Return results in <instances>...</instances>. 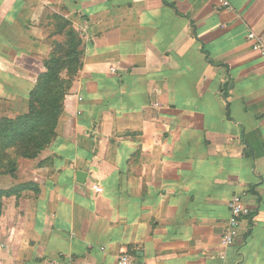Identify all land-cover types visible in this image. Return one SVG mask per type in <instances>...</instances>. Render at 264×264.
<instances>
[{"label": "crops", "instance_id": "obj_1", "mask_svg": "<svg viewBox=\"0 0 264 264\" xmlns=\"http://www.w3.org/2000/svg\"><path fill=\"white\" fill-rule=\"evenodd\" d=\"M227 1L0 0V120L27 113L55 17L81 51L53 140L0 175L38 189L1 199L0 264H264V58L247 40L264 44V0ZM237 194L251 214L225 247Z\"/></svg>", "mask_w": 264, "mask_h": 264}, {"label": "trees", "instance_id": "obj_2", "mask_svg": "<svg viewBox=\"0 0 264 264\" xmlns=\"http://www.w3.org/2000/svg\"><path fill=\"white\" fill-rule=\"evenodd\" d=\"M55 30L52 35H64V43L55 42L53 51L45 62V73L36 83L29 95L28 111L15 118L0 120V150L5 154L0 157V175H13L18 159L32 160L38 157L55 136V128L62 114L63 99L67 94L81 66L80 39L72 30L68 21L55 17ZM67 62L74 64L75 76L68 87L64 88L60 80ZM37 186L29 183L8 191H0L2 198L18 196L22 191L37 192ZM1 213V203H0Z\"/></svg>", "mask_w": 264, "mask_h": 264}, {"label": "built area", "instance_id": "obj_3", "mask_svg": "<svg viewBox=\"0 0 264 264\" xmlns=\"http://www.w3.org/2000/svg\"><path fill=\"white\" fill-rule=\"evenodd\" d=\"M220 5L225 10H231V6L227 0H219ZM247 40L251 44L252 52L258 54L259 56L264 58V44L256 36L254 33H250L247 36ZM111 72H115L114 68H110ZM81 101V98H78ZM97 193H101L102 190L100 188H94ZM228 210H229V219L227 221L226 227L223 231L221 238L222 246H230L232 245L240 236V228L241 224L245 222V220L250 216L251 211L247 207L244 201V195L237 194L232 196V198L228 202ZM115 264H138L134 262V260L126 253L121 252L117 257Z\"/></svg>", "mask_w": 264, "mask_h": 264}, {"label": "rangeland", "instance_id": "obj_4", "mask_svg": "<svg viewBox=\"0 0 264 264\" xmlns=\"http://www.w3.org/2000/svg\"><path fill=\"white\" fill-rule=\"evenodd\" d=\"M52 33H53V31H51ZM51 33V34H52ZM56 35H53V36H51V37H54V38H50L49 39V45H50V48H51V52L53 51V46H54V43L55 42H58V43H64L65 41H66V38H65V36L64 35H60V37H55ZM69 65L70 66H72L71 68H69L68 70H67V68L66 69H64V70H62V72L60 73V80L62 81L61 83H64L63 84V87L64 88H66V87H68V85H69V83H70V81L72 80L73 81V78H74V76H75V73L76 72H74V64L73 63H71V64H69L68 62H67V64H66V67H69ZM77 75V74H76ZM75 79V78H74ZM16 117V116H15ZM14 117V118H15ZM5 154H3V152L0 150V157H2V156H4ZM33 160V159H32Z\"/></svg>", "mask_w": 264, "mask_h": 264}, {"label": "water", "instance_id": "obj_5", "mask_svg": "<svg viewBox=\"0 0 264 264\" xmlns=\"http://www.w3.org/2000/svg\"><path fill=\"white\" fill-rule=\"evenodd\" d=\"M84 177V174L83 173H78L77 174V178H78V181L80 182L81 181V178Z\"/></svg>", "mask_w": 264, "mask_h": 264}]
</instances>
